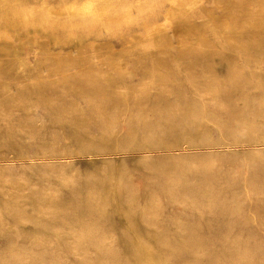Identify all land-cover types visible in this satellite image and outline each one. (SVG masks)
<instances>
[{
	"label": "rangeland",
	"instance_id": "1",
	"mask_svg": "<svg viewBox=\"0 0 264 264\" xmlns=\"http://www.w3.org/2000/svg\"><path fill=\"white\" fill-rule=\"evenodd\" d=\"M87 1L0 0V264H264V0Z\"/></svg>",
	"mask_w": 264,
	"mask_h": 264
},
{
	"label": "bare ground",
	"instance_id": "2",
	"mask_svg": "<svg viewBox=\"0 0 264 264\" xmlns=\"http://www.w3.org/2000/svg\"><path fill=\"white\" fill-rule=\"evenodd\" d=\"M235 1V0H234ZM238 1V0H237ZM178 2V1H177ZM189 2H191V1H189ZM198 2V1H197ZM196 2V3H197ZM179 3H181V1H179ZM227 3V2H226ZM174 4H176V3H174ZM191 4H193V3H191ZM224 4V3H223ZM229 4V3H228ZM238 4V3H237ZM180 6H181V4H179ZM187 5V4H186ZM173 6V5H172ZM237 6H239V4L237 5ZM110 7H111V2L109 1V0H89V1H87L85 4H84V6L83 7H81V8H77V6H70V9H69V12H70V14H73V15H76V14H78V15H82V19H84V20H87V19H92V22L94 23V22H97V20L98 19H100V18H103L107 13H108V11H109V9H110ZM188 7H189V5H188ZM192 7V6H191ZM190 7V8H191ZM239 7H241V5L239 6ZM69 8V7H68ZM227 8H230V7H226V9ZM66 9V8H65ZM179 9H180V7H179ZM173 10V9H172ZM181 10V9H180ZM173 11H175V10H173ZM177 11V10H176ZM64 13V12H63ZM175 13V12H174ZM179 13V12H178ZM181 13V12H180ZM179 13V14H180ZM170 14V13H169ZM173 14V13H172ZM176 14V13H175ZM178 15V14H177ZM167 16V15H166ZM168 18L166 19V20H169V16H167ZM174 17V16H173ZM177 18V17H176ZM184 18V17H183ZM94 20V21H93ZM172 20V19H171ZM175 20V19H174ZM185 20V19H184ZM178 21H181V20H178ZM90 22V21H89ZM173 22V21H172ZM175 22V21H174ZM177 22V21H176ZM175 22V23H176ZM182 22V21H181ZM185 22V21H184ZM174 23V24H175ZM164 24H166V23H164ZM172 24V23H171ZM177 24V23H176ZM181 24V23H180ZM179 24V25H180ZM167 25V24H166ZM170 25V24H169ZM182 25H183V23H182ZM186 25V24H185ZM160 27V26H159ZM172 28H173V26H171ZM175 27V26H174ZM181 27H183V26H181ZM176 28V27H175ZM179 28H180V26H179ZM186 28V27H185ZM156 30H158V29H156ZM161 30V29H160ZM159 30V31H160ZM177 30H178V28H177ZM152 31V30H151ZM150 31V32H151ZM154 31V30H153ZM180 31H182V30H180ZM149 32V33H150ZM162 32V31H161ZM165 32V31H164ZM178 32V31H177ZM184 32V31H183ZM182 32V33H183ZM3 33V32H2ZM151 33H153V32H151ZM155 33H158V31L157 32H155ZM167 33V32H166ZM175 33V32H174ZM181 33V34H182ZM4 34V33H3ZM164 34V33H163ZM178 34V33H177ZM180 34V33H179ZM186 34V33H185ZM151 35V34H150ZM160 35V34H159ZM166 35V34H165ZM6 36V35H5ZM7 36H9V35H7ZM156 36V35H155ZM154 36V37H155ZM163 38V37H162ZM183 38V37H182ZM1 39V38H0ZM16 39H18V38H16ZM153 39V38H152ZM6 40V39H5ZM166 40V39H165ZM178 40V39H177ZM10 41H11V39H10ZM20 41V40H19ZM151 41V40H150ZM4 42V41H3ZM9 42V41H8ZM22 42V41H21ZM30 42V41H29ZM0 43H1V40H0ZM152 43H153V41H152ZM5 43H3V45H4ZM9 44H10V42H9ZM179 44V43H178ZM2 45V44H1ZM10 46V45H9ZM11 46H15V45H11ZM10 46V47H11ZM21 46V45H20ZM180 46V45H179ZM8 47V46H7ZM22 47V46H21ZM45 47V46H44ZM193 47V46H192ZM1 48V47H0ZM15 48V47H14ZM20 48V47H19ZM3 49H4V47H3ZM5 49H7V48H5ZM12 49V48H11ZM22 49V48H21ZM45 49H47V48H45ZM44 49V50H45ZM76 49V48H75ZM199 49V48H198ZM1 50V52L3 51L2 49H0ZM14 50H16V49H14ZM18 50V49H17ZM9 50L7 49V52H8ZM12 51V50H11ZM10 51V52H11ZM20 51V50H19ZM42 51V50H41ZM4 52V51H3ZM2 52V53H3ZM18 52V51H17ZM108 52V51H107ZM16 53V52H15ZM42 53V52H41ZM44 53V52H43ZM46 53V52H45ZM60 53V52H59ZM101 53V52H100ZM6 54H8V53H6ZM11 54H12V52H11ZM78 54H79V51H78ZM98 54V53H97ZM13 55V54H12ZM16 56H18L17 54H15ZM52 55V54H51ZM60 55V54H59ZM70 55V54H69ZM75 55V54H74ZM73 55V56H74ZM76 55H77V53H76ZM7 56V55H6ZM15 56V57H16ZM78 56V55H77ZM89 56V55H88ZM8 57H10V56H8ZM12 57V56H11ZM21 57V56H20ZM49 57V56H48ZM55 57V56H54ZM261 57V56H260ZM1 59L3 58V57H0ZM13 59H14V57H12ZM18 58V57H17ZM17 58H16V61H17ZM51 58V57H50ZM58 58V56L56 57V59ZM70 58H72V55H71V57ZM74 58V57H73ZM116 58V57H115ZM54 59V58H53ZM65 59V58H64ZM67 59H68V57H67ZM75 59H76V57H75ZM74 59V60H75ZM79 59V58H78ZM86 59V58H85ZM12 60V59H11ZM19 60V59H18ZM60 60L61 59H59V63H60ZM72 60V59H71ZM3 61V60H2ZM15 61V60H14ZM22 61V60H21ZM63 61V60H62ZM84 61V60H83ZM102 61V60H101ZM119 61H120V59H119ZM118 61V62H119ZM57 62V61H56ZM55 62V63H56ZM69 62V61H68ZM95 62V61H94ZM98 62H100V61H98ZM117 62V63H118ZM15 63H18V62H15ZM21 63H23V62H21ZM42 63V62H41ZM58 63V62H57ZM74 63V62H73ZM86 63H87V61H86ZM86 63H84L85 65H86ZM117 63H115V64H117ZM62 64H64V63H62ZM66 64V63H65ZM64 64V65H65ZM70 64V67L69 68H72L71 67V63H69ZM75 64V63H74ZM79 64V63H78ZM82 64V63H81ZM120 64V63H119ZM1 65V64H0ZM26 65V64H25ZM25 65H21V68H22V66H25ZM59 65V64H58ZM76 65V64H75ZM105 65V64H104ZM19 66V65H18ZM63 66V65H62ZM66 66L67 65H65V68H66ZM74 66V65H73ZM87 66V65H86ZM116 66H118V65H116ZM26 67V66H25ZM24 67V68H25ZM58 67V66H57ZM59 67H60V65H59ZM58 67V68H59ZM67 67V68H68ZM79 67H81V66H79ZM13 68V67H12ZM42 68V67H41ZM74 68V67H73ZM78 68V67H77ZM23 69V68H22ZM79 69V68H78ZM81 69V68H80ZM5 70V69H4ZM42 70V69H41ZM60 70V69H59ZM66 70V69H65ZM71 70V69H70ZM0 71H2V70H0ZM63 71H64V69H63ZM81 71V70H80ZM101 71V70H100ZM5 73V71H2V73ZM55 72V71H54ZM70 72V71H69ZM81 72H84L83 70L81 71ZM88 72V71H87ZM86 72V73H87ZM102 72V71H101ZM1 73V72H0ZM85 73V74H86ZM59 74V73H58ZM84 74V73H83ZM82 74V75H83ZM46 75V74H45ZM56 75V74H55ZM59 75H62V74H59ZM72 75V74H71ZM81 75V76H82ZM2 76V75H1ZM4 76V75H3ZM73 76V75H72ZM88 76V75H87ZM87 76H85L86 78H87ZM91 76V75H90ZM47 77V76H46ZM75 77V76H74ZM83 77V76H82ZM89 78V77H88ZM91 78V77H90ZM41 79V78H40ZM65 79V78H64ZM90 81V80H89ZM92 81V80H91ZM73 82H75V80L73 81ZM95 82V81H94ZM2 84V83H1ZM65 84V83H64ZM76 84V83H75ZM67 85V84H66ZM79 88H81V87H79ZM84 88V87H83ZM92 88V87H91ZM75 89H77V88H75ZM88 89V88H87ZM72 90V89H71ZM84 90V89H83ZM41 91V90H40ZM121 92V91H120ZM44 93V92H43ZM80 96V95H79ZM22 105V104H21ZM100 110V109H99ZM13 114V113H12ZM29 119V118H28ZM21 121V120H20ZM30 121H31V119H30ZM32 122V121H31ZM113 122V121H112ZM113 124H114V122H113ZM34 125V124H33ZM40 125V124H39ZM9 128V127H8ZM7 128V129H8ZM43 128V127H42ZM87 130V129H86ZM20 131V130H19ZM18 131V132H19ZM31 131V130H30ZM33 131V130H32ZM22 133V132H21ZM27 135V134H26ZM25 135V136H26ZM28 135H30V134H28ZM54 138V137H53ZM17 139H19V138H17ZM32 140H33V138H32ZM31 140V141H32ZM30 141V140H29ZM28 141V142H29ZM33 142V141H32ZM187 143V142H186ZM177 145V144H176ZM182 148V147H181ZM7 155V154H6ZM82 156V155H81ZM3 160V159H2ZM9 160V159H8ZM33 165V164H32ZM63 165V164H62ZM117 172V171H116ZM107 178V177H106ZM54 192V191H53ZM54 194H55V192H54ZM56 194H58V193H56ZM108 196H110V195H108ZM46 209V208H45ZM153 215H154V213H153ZM155 229V228H154ZM157 229V228H156ZM155 229V230H156ZM153 230V229H152ZM179 231V230H178ZM105 235V234H104ZM181 240V239H180Z\"/></svg>",
	"mask_w": 264,
	"mask_h": 264
}]
</instances>
